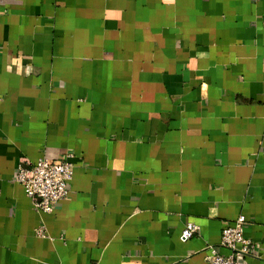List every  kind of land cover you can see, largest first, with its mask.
Masks as SVG:
<instances>
[{"label":"crops","instance_id":"0c3cea01","mask_svg":"<svg viewBox=\"0 0 264 264\" xmlns=\"http://www.w3.org/2000/svg\"><path fill=\"white\" fill-rule=\"evenodd\" d=\"M240 216L264 264V0H0V264H204Z\"/></svg>","mask_w":264,"mask_h":264},{"label":"built area","instance_id":"2783aa9c","mask_svg":"<svg viewBox=\"0 0 264 264\" xmlns=\"http://www.w3.org/2000/svg\"><path fill=\"white\" fill-rule=\"evenodd\" d=\"M72 175V163L41 158L31 165L20 163L14 181L22 186L34 211L50 214L60 202L67 199ZM244 225L245 220L240 216L231 225L225 226L221 231L219 247L228 251V254H220L216 246H207L208 254L204 264H248L245 259L252 255L254 247L250 240L243 237ZM198 232V225L188 223L181 233L180 240L186 242ZM36 234L45 236L42 228Z\"/></svg>","mask_w":264,"mask_h":264}]
</instances>
